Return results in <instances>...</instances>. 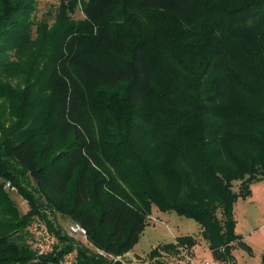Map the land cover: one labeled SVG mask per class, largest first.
Listing matches in <instances>:
<instances>
[{
    "label": "trees",
    "instance_id": "16d2710c",
    "mask_svg": "<svg viewBox=\"0 0 264 264\" xmlns=\"http://www.w3.org/2000/svg\"><path fill=\"white\" fill-rule=\"evenodd\" d=\"M35 1L0 0V264L75 246L82 264H122L59 214L119 256L153 205L198 222L226 264L236 243L253 253L234 207L264 178V0H62L33 37ZM35 218L59 236L56 255L29 246Z\"/></svg>",
    "mask_w": 264,
    "mask_h": 264
},
{
    "label": "rangeland",
    "instance_id": "374dc122",
    "mask_svg": "<svg viewBox=\"0 0 264 264\" xmlns=\"http://www.w3.org/2000/svg\"><path fill=\"white\" fill-rule=\"evenodd\" d=\"M61 1L62 0L35 1L34 9L31 11L28 18L30 21V33L33 37L37 34V24L39 22L42 20H47L50 24L54 22ZM72 15L76 19L85 18V14L81 7H78L76 12ZM7 52L10 59L16 58L13 49H9ZM18 79V77H14L11 78V81L15 83ZM239 185L240 182L236 181L234 183V189L238 190ZM8 191L18 203L20 210L23 213L27 212L30 208L29 204L18 193L16 187L11 185ZM242 209V207L238 206L235 212L234 208L235 218L238 217L240 222H242L241 219L243 216ZM250 209L255 213L257 212L255 205ZM59 220L64 228H67L68 224L74 222V220L62 217L60 214ZM179 236H191L195 239L196 244L180 245L177 243V238ZM242 241L252 248L250 242L243 239ZM171 243L175 245L174 248L166 247ZM252 251L253 253H250L245 247L236 243L232 253L239 264H264L262 262V254L253 248ZM204 257L215 259L218 264H226L216 258L209 247L208 241L204 238L202 228L198 222L192 218L179 215L175 211H161L156 205H153L152 213L147 217V226L139 242L131 251L127 252L120 261L122 264H198V261Z\"/></svg>",
    "mask_w": 264,
    "mask_h": 264
},
{
    "label": "built area",
    "instance_id": "2783aa9c",
    "mask_svg": "<svg viewBox=\"0 0 264 264\" xmlns=\"http://www.w3.org/2000/svg\"><path fill=\"white\" fill-rule=\"evenodd\" d=\"M11 183L7 182L5 188L8 190ZM28 234V244L31 249L36 253L37 260L42 256L56 255L57 252L61 249V240L59 236L49 228L47 222L42 218H35L31 220L26 228ZM67 234L78 240L79 242H84L85 244L94 248L100 255L106 256L109 258H114L115 260H121L124 255L111 256L104 250L97 248L89 240L88 231L85 226L80 222L74 221L68 224L66 228ZM44 264H82L79 259L78 247L65 252L57 261L47 262ZM198 264H218L215 259L209 257L201 258L198 261Z\"/></svg>",
    "mask_w": 264,
    "mask_h": 264
},
{
    "label": "crops",
    "instance_id": "0c3cea01",
    "mask_svg": "<svg viewBox=\"0 0 264 264\" xmlns=\"http://www.w3.org/2000/svg\"><path fill=\"white\" fill-rule=\"evenodd\" d=\"M257 212L251 211L252 206ZM238 206L242 207V222L238 217L236 231L242 239L251 243L252 248L260 254L264 253V178L253 182L251 195L247 198H239L235 203V212ZM252 217V218H251ZM252 219V220H251Z\"/></svg>",
    "mask_w": 264,
    "mask_h": 264
}]
</instances>
